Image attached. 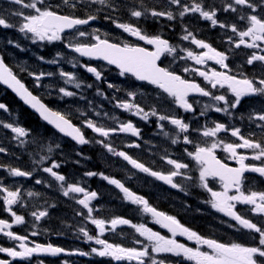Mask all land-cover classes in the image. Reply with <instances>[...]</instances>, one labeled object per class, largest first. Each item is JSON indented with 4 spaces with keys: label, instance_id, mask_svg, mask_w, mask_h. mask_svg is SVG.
I'll return each instance as SVG.
<instances>
[{
    "label": "flooded vegetation",
    "instance_id": "af4514ba",
    "mask_svg": "<svg viewBox=\"0 0 264 264\" xmlns=\"http://www.w3.org/2000/svg\"><path fill=\"white\" fill-rule=\"evenodd\" d=\"M220 1L196 0V2L203 3L206 7L212 6L216 8L218 10L216 17L218 21L221 20ZM225 1L227 3L231 2V0ZM161 2H163V6L158 4ZM192 2L193 0H182L184 4L190 5ZM116 4L119 10L114 14L119 16V23H121V17L127 15L130 20L135 21V23L131 24L139 27L145 34L149 36L159 35L163 39L168 40L170 45L176 47V53H165L161 56L159 63L161 67L168 68L184 79L194 81L206 90H210L213 95H224L229 102L234 100L233 94L226 85L223 88L219 86L212 88L198 74V71L210 72L215 70L217 72H225L228 75L236 76L237 79L244 77L250 79L255 77L264 78V71L261 69L260 62H255L253 65L246 63L253 51L261 55H264V52H259L258 49H248L244 46L236 48L234 43L229 42V37H232L233 41H238L239 37L232 33L229 28H220L218 25L214 27L210 21L204 20L198 13H189L180 18L178 13L181 9L176 5H168L167 0H144V4L149 8H156V5H159L160 10L173 11L176 17L174 20H168L166 17L154 18L150 15L139 19L131 17L128 9L131 7L139 8L140 0H117ZM256 14L264 16V11L258 9ZM78 16L83 18L79 14ZM227 16L230 17L231 15ZM228 23L229 25L232 24L231 19ZM247 26V22H244L242 27L238 29L245 30ZM185 28L192 32L197 39L208 43L217 51L225 53L228 57L225 61L228 68L221 67L215 60H207L204 64L198 65L194 60L187 58L188 50L193 51L195 54H201L207 49L197 47L190 40H182V36L186 34ZM101 30L106 34L104 39H107L110 43H119L121 46L129 44L147 48L149 51L154 50V46L148 45L145 41L139 40L122 29L118 31V34L111 33L113 31L111 28ZM78 31L89 32L85 28L70 31V33L61 36L62 39L59 40L61 41L60 44L62 43V46L59 47L64 48L63 56L67 63H72L69 57L73 56L70 54V48L66 45L74 41L76 43ZM88 43L87 39H83L81 44L91 45ZM261 47H264V44ZM0 55L6 61L7 57L4 53ZM180 57H184V59ZM75 59L80 61L82 66L90 65L87 59L80 57H75ZM97 66L106 67L102 64H97ZM185 68H188L189 71L185 72ZM193 69L198 71H193ZM119 80L122 83V92L119 91V95L121 94L129 103L139 105L145 112L149 113L148 118L145 120L140 117L143 116V113L137 115L135 114V109L130 112L133 115V125L139 130L138 136L118 131V135L112 138L110 135L103 137L84 125L83 128H87L85 137L89 142L85 147H78L54 132L26 109L21 110L22 112H12L7 105V111L0 109V121L2 123L0 127L3 129L5 128L3 125L6 122L12 123L8 117H17L24 113V129L28 133V135L23 137L24 171L32 174L30 177H13L9 174L7 169L15 167L12 151L10 150L13 142L7 138L4 141L0 140V147L6 149V152L0 153V165L4 166L0 167V185L10 191L20 190L18 202L10 207L17 215L24 217L25 223L15 224L14 217L6 210L9 206L4 203L6 193L3 191H0V219L12 224V227L4 229V232L11 231L14 234L27 237L25 241H16L6 236L4 232H0V247L14 248L16 251H21L19 244L23 242L28 247H34L35 244H51L65 250L55 256L46 253H35L31 257L23 259L13 258L5 252H0L1 260L10 261L11 264H98V261L102 262V264L112 263L109 258L114 257H101L98 255V251L104 248V245L95 243L98 238L104 240L107 244L119 245L124 248L143 249L147 246L150 257L142 258L145 264H151L153 259L157 261V264L161 260L165 264H195L183 256L177 257L171 253L151 252L150 242L145 237L140 236L132 227V224H143L166 238L175 239L188 247L192 245L186 236L177 234L173 237L172 233L163 229L149 213L144 212L142 206L132 204L130 201L127 203L124 193H119V189L104 180L100 174L102 173L104 176L121 181L135 195L143 196L147 199L151 207L165 215L175 217L180 224L206 238L203 230L206 227L212 229L211 220L215 213L219 214V212L211 208L209 203L212 199L211 194L206 188L201 186L199 180L200 166L188 153H194L197 145L201 147L208 146L214 140H223L225 143H239L240 141L236 137H232L230 132L222 131L216 137H204L205 139L197 135L196 132L202 133L207 128H213L216 123H223L229 128L241 127L252 113L264 112V96L243 98L241 104L246 106L244 111L240 112L239 106L235 109L229 108L228 117L226 118L225 112L215 111L216 107H221L222 105L225 107L223 101L218 102L211 99V97H190L187 99L193 105L194 111H185L184 109H179L174 99L158 88L137 83L133 79L131 80L139 87L131 86L125 83L129 78L124 75H119ZM132 87L134 88L133 90H131ZM129 93H135V96L130 97ZM55 96L49 97V95L42 92L38 93L39 99L48 108L50 107L51 110L62 113L71 120H75V116H78V107L83 108L91 104L83 102L78 105L77 100L70 96H64L63 94H55ZM74 105H76V108ZM205 105H209L207 110L204 108ZM153 110L156 111L157 115H151ZM234 110L240 113L232 115ZM201 112H204V115H201ZM160 115L182 119L189 124V130L186 133L179 132L169 120H159ZM259 123L261 122L256 121L251 125L247 123L249 126L247 129L240 128L241 134L264 143V130L257 127ZM160 125H163V128ZM105 129H109V126ZM165 132L168 135H165ZM8 133L11 134L10 137L12 138L13 132L10 131ZM253 133L254 135L250 136ZM159 134H163V138ZM174 134L178 136L174 137ZM184 136H188L192 142L185 143ZM173 139L177 140V143L173 144ZM98 141H103L104 143H99ZM104 144H110L116 152L123 151L151 170L165 175L174 170V167L168 164L167 160L177 159L176 154L179 155L182 163L189 166L181 169L182 175L174 178V182L180 184L183 191L179 188H172L163 181L134 169L122 157L109 152L104 147ZM135 145H139V147ZM248 150L238 149L237 151L248 155ZM215 155L223 163L232 167H239L237 161L232 159L229 153L221 150V147L215 150ZM41 157L44 159H41ZM53 163L59 165L53 171L66 177L64 182L56 181L49 173L43 171L45 167H51ZM245 163L252 164L250 159L245 161ZM94 164L98 166L95 171L97 175L94 177L86 175L89 172L93 173ZM188 176L191 179H187L186 177ZM245 178V181H248L251 178L259 179L262 177L258 173L247 172ZM37 180H40L41 183L37 184ZM207 183L208 187L213 191H219L221 188V183L211 177L207 178ZM62 184L64 187L68 184H76L85 188L87 192L94 191L97 193V197L90 202V206L94 209L92 218L102 219L106 222L103 233L100 232L96 225L91 223L87 216V209L77 203V200L84 198V194L77 193V199H68L63 195ZM29 192H32L33 195L29 196ZM44 210L48 212V215L39 221H36L31 215L32 212ZM118 217L128 219L131 223L128 225H117L113 229L110 221ZM205 222L207 224L204 226ZM80 228H84L93 239L88 240L79 231ZM33 232H36L37 235H32ZM217 233L218 230L214 228V236L212 238L208 236V239H214L219 242L218 237L215 236ZM137 240L142 243H136ZM93 248L97 249V253L92 252ZM81 253H86V255H81ZM117 261L123 264H139V261L135 259L128 260L125 258Z\"/></svg>",
    "mask_w": 264,
    "mask_h": 264
},
{
    "label": "snow or ice",
    "instance_id": "6c2138e0",
    "mask_svg": "<svg viewBox=\"0 0 264 264\" xmlns=\"http://www.w3.org/2000/svg\"><path fill=\"white\" fill-rule=\"evenodd\" d=\"M14 5H19L22 9H30L34 14H25L23 11L18 10L11 15L20 17L21 24L18 28L20 33L31 34L33 42L39 41H59L62 39L61 33L66 29H73L79 25H86L90 21L97 19L96 15H88L87 18L82 19L69 15H60L57 11L53 10L51 4H47L46 0H10ZM63 4L75 9L81 4H99L104 6V8L111 9L113 12L119 10L116 3L113 0H62ZM168 5H176L181 10L179 11V17L183 18L189 13H198L204 20L210 21L212 26H219L220 28H229L232 33L236 34L239 39L238 41H233L232 37H229V42L234 43L236 48L244 46L248 49H258L259 52H264V16L257 15L258 9L264 11V0H231L223 8V11L228 12H238L239 9H249V13H245L239 16V19L247 21V27L245 30H239L235 24H225L224 22L217 20V9L212 6H205L203 3H198L196 0L189 4L182 3V0H167ZM59 8L60 5H56ZM102 9H96L97 12ZM129 14L133 18H141L147 15L151 17H166L168 20H174L176 17L171 10H157L155 7L149 8L144 4V0H140V7H131L128 9ZM106 19L111 17L106 16ZM113 23L116 24L117 28L122 29L124 32L129 33L132 36L137 37L141 41H145L148 45L154 46L153 51H149L147 48L132 46L129 44H124L121 46L119 43H110L107 39H100L99 36H95L97 43L86 45H73L68 43L66 46L71 48L76 53L81 56H86L90 58H100L106 60L109 64L116 65L120 69V75L130 73L139 81H146L149 84L155 85L159 89L166 93L167 96L174 99V102L182 107L185 111H194L193 105L189 103L187 97L192 93H198L201 96L211 97L215 101H223L225 107H216V112H229V108L235 109L240 104L243 98L250 96H264V78H247L237 79L236 76L228 75L225 72H217L212 70L208 71H198L193 69V71H198V74L206 80L212 88L217 86L223 88L225 85L231 91L234 96V100L229 102L224 95H213L210 90H206L194 81H190L182 78V76L170 71L168 68L161 67L157 61L160 57L165 54L176 53V47L170 45L169 41L163 39L161 36H149L145 34L139 27L131 23H118L115 20ZM0 26L3 28L14 27L13 24L8 23L5 18L0 17ZM185 35L182 36V40L191 41L192 44L196 45L201 49H207V51L201 54H195L193 51H187V58L194 60L196 64L202 65L207 60H215L223 68H228L225 61L228 59L227 55L223 52H219L212 48L208 43L197 39L192 32L188 31L187 28L184 29ZM80 36H85L86 33L79 31ZM247 38V39H246ZM9 44L12 41H8ZM19 47V45H16ZM183 51V49H182ZM59 56V53L57 54ZM184 59V57H180ZM41 59H43L41 57ZM53 60L50 63H56ZM255 62H260L261 69L264 71V55L258 54L253 51L248 57L246 63L248 65H253ZM75 66V65H74ZM86 71L92 73L97 80L102 78V73L98 71L95 67L84 66ZM185 72L189 69L185 68ZM45 74L40 73L35 76V79L39 81ZM48 75H51L50 73ZM61 76L67 77L66 82H71L74 80V76L71 73L63 72L60 73ZM0 82L11 88L23 101L25 104L30 105L40 117L47 121L49 124L54 125L61 133L72 137L79 144H86L89 141L84 137L80 128L74 126L70 120H68L62 113L58 111H53L49 109L44 103L41 102L35 95L28 90V88L13 74L10 68H8L3 59L0 58ZM39 86V84H37ZM75 87L80 88V83H76ZM91 87V85H89ZM109 88L114 87V85L109 84ZM64 96H73L75 93L67 91L64 88L59 90ZM130 97H134L135 93H129ZM118 106L124 110L132 111L135 109V114L139 115L143 113L142 118L147 119L149 113L145 112L143 108L139 105H135L129 102H120ZM209 105H205L204 108L207 110ZM0 109L7 111L6 105L0 103ZM99 115V113H97ZM151 115H157L156 111L153 110ZM204 115V112H201ZM250 120L259 121L261 123L257 124V127L264 130V112L253 113L249 116ZM159 120H169L172 125H174L179 132L186 133L189 130V124L185 123L180 118L168 117L165 115H160ZM88 128H91L94 132L100 134L103 137H108L110 133L117 131V129H105L103 127L96 126L91 120L86 121ZM5 128H10L13 133L16 134V139L25 137L28 135L27 131L23 127H14L11 124H4ZM163 128V125H160ZM119 131L131 133L138 136L139 130L134 127V125L129 122L122 124L119 127ZM230 132L232 137H236L239 143H225L223 140H214L210 145L201 147L197 145L195 152H189L188 155L200 166L199 180L201 186L206 188L211 194L210 206L217 212L223 213L225 216L230 217L236 222L242 229H246L249 232L259 234V245L258 246H245L240 243H221L214 239L204 238L197 232L190 230L189 228L180 224V222L173 216L165 215L162 212L157 211L155 208L149 205L147 199L143 196L135 195L131 192L125 185L115 179L104 176L100 174L104 180L108 183L115 185L124 193L125 199L130 201L132 204L142 206V210L147 213H151L153 217L156 218V222L161 224L164 228H167L172 236L175 237L177 234L186 236L188 240L195 241L198 245L196 248H191L185 244L177 242L175 239H169L165 236L160 235L158 232L152 231L150 228L145 227V225H135L132 227L135 229L140 236L145 237L147 241L151 244V252L154 253H171L177 257L183 256L189 261H194L195 264H264V224L258 225L252 220L245 218L240 212H238L237 204L249 205L251 206V212L264 217V191H249L245 193L242 190L246 172L258 173L261 177H264V143L245 137L241 134V129L238 127L229 128L223 123H216L213 128H207L202 132L204 137H216L220 132ZM168 135V133H164ZM254 135L253 134H250ZM99 143H104L103 141H98ZM185 143H191L188 136H184ZM23 144L24 141L20 140ZM172 143H177V140L173 139ZM131 146V145H130ZM139 147V145H135ZM223 146V150L230 154V157L237 161L239 167H229L226 163H222L221 160L217 159L215 155V150ZM109 152L114 155L122 157L127 161L134 169L140 172L147 173L156 179L163 181L164 183L170 185L172 188H179L183 191L180 184L174 182V178L182 175L181 169L188 168L187 164L179 163L175 160L168 159L167 163L174 166V170L170 171L168 174H163L161 172L153 171L149 167H146L143 163L133 159L127 153L123 151L116 152L115 149L110 144H104ZM238 149H249L252 150V155L241 154ZM6 152V149L0 147V153ZM41 159H44L41 157ZM252 159L257 161H262L260 166L251 165L245 163V161ZM0 167H4L0 165ZM59 165L53 163L51 167H45L44 172L49 173L56 181L64 182L66 177L62 174L53 171L54 168H58ZM9 174L13 177H30L31 172L23 171L19 168L10 167L7 169ZM88 176L97 175V173H86ZM208 177H218L222 183V191H213L208 187L207 178ZM191 179L190 176L186 177ZM37 184L41 181L37 180ZM63 188V195L68 197L70 193H83L84 198L77 200V203L82 205L84 209H87V216L91 220V223L99 228L100 232L105 231V221L102 219L92 218V213L94 209L90 206V202L97 197L96 192H87L85 188L78 186L76 184H68L66 187L61 185ZM235 189L236 194L230 195V190ZM0 191L6 193L4 197L5 205L9 206L6 210L11 213L14 217L15 224L25 223L24 217L17 215L11 209V205L18 202L19 189L15 191H10L8 188L0 185ZM29 196L33 193L29 192ZM82 214V213H78ZM31 215L36 221L41 220L43 217L48 215L46 210L39 212H32ZM131 222L128 219L118 217L110 221L111 227L116 228L117 225H128ZM10 224L6 220L0 219V232H4V229L11 228ZM80 232L87 237L88 240H92L93 237L88 234L84 228L79 229ZM4 234L16 241L27 240L26 236H20L14 234L11 231L4 232ZM32 235H37L33 232ZM96 244L104 245L103 250L98 251V255L101 257L112 256L116 260H122L127 258L128 260H137L139 264H145L142 258L149 257V248L145 246L143 249L137 248H124L119 245L107 244L102 239H96ZM136 243H142L137 240ZM199 245H206L211 251H202ZM21 251H16L14 248H3L0 247V252L7 253L8 256L13 258H28L35 253H46L50 255H58L65 250L60 247H55L51 244L41 245L35 244L34 247H28L25 243L21 242L19 244ZM92 252L97 253V249L93 248ZM81 255H86V253H81ZM0 264H7L6 261L0 260ZM152 264H157V261L152 260ZM159 264H165L163 260L159 261Z\"/></svg>",
    "mask_w": 264,
    "mask_h": 264
},
{
    "label": "rangeland",
    "instance_id": "374dc122",
    "mask_svg": "<svg viewBox=\"0 0 264 264\" xmlns=\"http://www.w3.org/2000/svg\"><path fill=\"white\" fill-rule=\"evenodd\" d=\"M2 1L4 2V3H2L3 10H4V8H6V11L11 10V13L18 11V10H21L25 14H34V12L32 10L22 9L21 6L12 4L10 2V0H2ZM50 1L51 0H46V3L49 4ZM25 2H29V0H25ZM219 4L223 5L224 2L221 1ZM52 6L55 7L54 5H52ZM11 13H10L11 19H13V21L15 20V25H16L15 26V32H18V35H17L18 41L16 43H11V44H9L7 41L5 45L7 46V51L9 53V55L14 54L15 52H19L22 54L23 58L27 59V60H24L23 68H24V72H27V76H32L31 78H32V81L34 83L33 87L35 89H37L40 93L42 92L43 94L49 95V97H56L55 94H62L59 91L61 88H64L67 91H71V92H73V90H74V92H73V93H75L74 97L77 96L76 91L81 90V87L80 88L75 87V84L78 83L76 80L75 73L79 72L80 70H84V69L76 67V66H74L73 63H67L65 61V58L63 56L64 48H60L61 46L59 47V45H58V44H60L61 41L48 42V41L36 40L35 42H33L31 34H28L27 40L33 49L25 48L24 47V38L26 36H25V34L20 33L18 31V28L21 24V18L11 15ZM13 21H12V23H13ZM91 23H88V24H91ZM232 24L237 25L238 21L233 20ZM3 29L7 30L9 28H3ZM95 34H97V33H94V38H95V36H97ZM85 37L86 36H84V38ZM82 38L83 37H81L79 35V33H77V36H76L77 41L76 42H83ZM70 43H75V41L70 42ZM16 45H19V47H17ZM0 47H2V48L4 47V45L1 42H0ZM36 47H40L42 51L44 50V52L45 51H50V52L45 57H42L43 59H34L30 63V61H31L30 58L34 57V56H32L34 54V52H37V51H35L37 49ZM58 53H59V56L57 55ZM53 60H55L57 62L56 63H50V61H53ZM69 60L70 61H76L73 58H69ZM43 61H46V62H43ZM26 65H27V69L25 67ZM61 71L73 74L74 80L71 82H66L67 77L61 76L60 75ZM40 73H44L45 75L39 81H37L35 79V76L39 75ZM49 73L51 75H48ZM37 84H39V86H37ZM57 97H59V96H57ZM74 106L76 108V105H74ZM92 110L94 111V114L98 113V110H96V109H92ZM78 112H79V114L84 115V116H86L88 114L87 111L85 109H82L81 107H78ZM86 117H88V116H86ZM140 117H142V116H140ZM92 122L97 126L101 121L98 117H94V119H92ZM159 136H162V138H163V134H159ZM16 143H17V145H19L20 139H16ZM13 146H15V142H13ZM177 162L182 163V161H177ZM222 190H223V187L220 188L219 191H222ZM76 194L77 193H70V195L67 198L68 199H75V198L77 199ZM238 206H239V204H237V207ZM220 214H221V216L224 215L223 213H220ZM215 215H217V214L215 213ZM189 242L192 245L191 248H196L198 246L195 243V241L189 240ZM199 247L201 248L202 251H209V252L211 251L210 249H208V247L206 245H199ZM191 262L195 263L194 261H191Z\"/></svg>",
    "mask_w": 264,
    "mask_h": 264
},
{
    "label": "trees",
    "instance_id": "16d2710c",
    "mask_svg": "<svg viewBox=\"0 0 264 264\" xmlns=\"http://www.w3.org/2000/svg\"><path fill=\"white\" fill-rule=\"evenodd\" d=\"M26 38V37H25ZM31 46H29V44H25V48L29 49ZM48 51H43V53H38L36 52V54H34V59H36L39 55H41L42 57H45V53H47ZM38 59V58H37ZM8 65H10V63L8 61H6ZM25 77V75H24ZM25 82V81H24ZM25 84L27 85V87L32 91V92H35L26 82ZM0 95H2L0 98V102L1 103H5L9 109H11L12 111L16 112V111H20L22 112L21 110H24L23 107L15 100V98L9 94V93H6L4 91H1L0 92ZM20 116V115H19ZM20 122H19V125L21 127L24 128V113H22V115L20 116ZM24 163V157H23V162ZM98 166H96L95 164L93 165V170L96 171V168ZM256 186L253 184V189H255ZM260 189H263V185H261ZM205 224H207L206 222L204 223V226ZM231 227H228V228H224L222 227V230L220 231V234H219V239L220 241H222L223 243H240V244H243L245 246H254L255 244L258 243V239H256V235L255 233L254 234H250L248 232H245L239 228H237L234 224H229ZM260 225V222L259 224ZM235 228V229H234ZM214 232V227L212 226V229H208L206 227V231L204 232L203 230V233L205 235H209V232ZM236 230V232H235ZM214 236V234L211 236V238ZM234 236H237L238 239H232L231 237H234ZM98 264H102V262L98 261ZM108 264H113V263H108Z\"/></svg>",
    "mask_w": 264,
    "mask_h": 264
},
{
    "label": "water",
    "instance_id": "95a60500",
    "mask_svg": "<svg viewBox=\"0 0 264 264\" xmlns=\"http://www.w3.org/2000/svg\"><path fill=\"white\" fill-rule=\"evenodd\" d=\"M68 30V29H66ZM86 57V56H84ZM96 59H100V58H96ZM100 60H103L104 62H107L106 60L104 59H100ZM116 68L117 66L114 65ZM119 69V68H118ZM120 70V69H119ZM130 74V73H129ZM131 75V74H130ZM141 82H146V81H141ZM8 91H10L20 102H22L30 111H32L34 114H36L40 119H42L39 115V113H37L30 105L28 104H25L24 101L11 89L9 88L7 85L3 84L2 82H0ZM148 83V82H146ZM149 84V83H148ZM192 94H195V93H192ZM43 120V119H42ZM47 125H49L51 128H53L54 130H56L57 132H59L60 134H62L63 136L67 137L68 139L72 140L73 142H75L76 144L80 145V146H83L84 144H79L77 143L75 140L72 139V137L70 136H67L65 135L64 133H61L54 125L52 124H49L47 121L43 120ZM218 178V177H216ZM233 190V189H232ZM8 264V263H7Z\"/></svg>",
    "mask_w": 264,
    "mask_h": 264
}]
</instances>
